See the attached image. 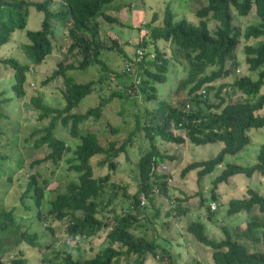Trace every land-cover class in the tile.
<instances>
[{
  "label": "trees",
  "instance_id": "16d2710c",
  "mask_svg": "<svg viewBox=\"0 0 264 264\" xmlns=\"http://www.w3.org/2000/svg\"><path fill=\"white\" fill-rule=\"evenodd\" d=\"M111 1L113 0H59L57 8L52 9L51 0H0V45L9 39L15 28L24 29L28 6H33L42 12V18L38 28H26L23 31L27 41L21 42V48L27 59L32 63H38L51 51L54 21L65 26L68 40L65 48L67 53L79 55L76 63L68 61L62 65L61 61H58L56 67L52 68L43 79L46 81L60 75L63 85L61 96L64 101L61 106L47 105L41 101L39 93L28 97L31 104L39 109L37 119L48 117L43 133L31 140V146L37 147L43 144L46 150L31 163L47 160L57 164L63 154L70 149L62 138L53 134L55 125L60 124L67 128L71 136L78 137V142L70 149L72 157L66 160L67 167L77 172L76 179L68 180L62 189L56 188L54 194L45 200V185L40 184L36 179V172H30L14 204L7 210L0 207V230H5L4 234L7 235L18 226L12 215L16 205L27 210L34 206V217L45 223L48 229H51L52 220H65V235L69 240L89 236L101 226L106 227L105 237L108 243L105 246L85 258L73 259L66 251V263L142 264L148 253L161 257L164 252L167 253V259L172 262L171 253L152 236L136 234L131 230L142 226L141 218L146 221L149 218L140 213L146 208L144 204H139L140 191L153 207L154 216L158 215L159 207L153 204L154 191L150 185H156L157 189L165 185L163 179L165 174L159 172V166L164 160L174 158L165 147H159L155 139L173 143L188 141L194 144L221 141L222 145L212 156L190 160L180 168L181 174L194 169L196 175L201 177L220 163L225 154L237 152L249 141L248 129L264 127V92L259 93L264 78V0H204L194 9L195 21L183 16L173 19V11L166 6L162 11L161 23L153 24L152 21L156 18V13L153 12L151 20L144 23V28L147 30L136 43L142 46L145 52L136 61L128 58L131 64L126 62L129 66L128 70H132L133 78L127 79L121 91L113 90L107 97H101L95 105L88 106L83 111H72L78 101L91 91L93 81H75L65 71L69 68L82 69L88 63L98 60L97 54L101 49L111 48V45L102 44L97 37L98 23L95 19L96 16H101L108 22H119L105 10ZM251 8L258 21L246 24L240 31L239 26L232 22V10L236 15L244 16ZM209 17L217 22L213 30L207 27ZM239 33L244 39L255 40L252 43L244 42L242 52L247 68L256 70V77L252 78L246 73L235 74L230 82L238 92L234 100L229 99L226 93H221V88L227 86V83L220 82L214 90L217 101H207L206 90L212 87L211 82L229 73L226 64L232 57L231 53L238 42ZM158 39L168 41L171 44L172 54L178 51L186 59V74L175 87L186 84L188 86L183 97L178 98L175 105L162 102L153 111L145 101L156 99L157 95L152 83L164 81L168 68V57L156 44ZM0 63L12 68L10 89L13 94L25 96L26 89L23 83L25 72L29 69L27 63H21L13 56H1ZM207 66L210 68L205 71ZM136 69L137 82L134 80ZM122 72L126 75L125 70ZM201 88H204L203 96L199 92ZM112 96L120 99L121 103L130 98L131 105L135 107L132 108L131 113L123 106L120 108V112L127 111L125 113L128 117L133 119L126 135L120 140L108 138L103 143L94 130L81 133L77 127L78 123L89 116L101 119L102 108ZM139 97L141 100H138ZM1 101L4 100L0 99ZM141 101L144 102L143 106ZM188 101H194L195 107L185 109L184 106L188 105L186 103ZM199 102L204 105V111L200 110ZM1 115L3 114L0 112ZM106 123L111 133L121 128L117 124L111 125L108 121ZM177 127L183 131L174 132L173 128ZM139 131L147 139L148 147L136 160L137 189L131 195L130 206L121 213H114L112 222L108 224L102 212L109 205L110 200L100 195L110 173L93 174L90 161L93 156L99 155L96 163L106 165L113 170L116 165L115 157L121 152H126L127 147L133 143L134 135ZM253 172L264 174V132L254 162L248 165L225 162L211 179L210 197L217 198L214 188L218 182L226 181L236 173L250 176ZM116 186L124 188L119 184ZM122 194L125 195L124 192ZM203 199L200 197V204ZM43 201L48 204L45 210L40 208ZM253 206L264 213V195L254 188L246 187L244 195L230 197L227 200L226 212L230 214L240 210L248 211ZM184 209L176 204L165 208L163 212L164 215H170L172 211L179 213ZM203 227V223L197 219L189 221L186 225V230L197 242L210 248L211 260H200L196 264H264V214L259 219H249L245 224L246 231L243 232L245 237L259 243L262 247L259 249L248 250L245 244L225 229L223 237L217 239L210 237ZM253 230L257 232L254 234ZM18 236V239L21 236L31 243L35 234L24 230ZM11 260L17 264L24 262V258Z\"/></svg>",
  "mask_w": 264,
  "mask_h": 264
},
{
  "label": "rangeland",
  "instance_id": "374dc122",
  "mask_svg": "<svg viewBox=\"0 0 264 264\" xmlns=\"http://www.w3.org/2000/svg\"><path fill=\"white\" fill-rule=\"evenodd\" d=\"M204 0H113L105 8L106 12L116 17L118 21H106L101 16H96L98 23V38L102 44L111 45V48H103L97 54L98 60L88 63L84 68H69L66 73L71 75L75 81H93L92 89L85 94L78 103L72 108V111H83L88 106L95 105L101 97H107L113 90L121 91L122 85L132 77V70H125V63L131 62L128 58H135L137 45L140 36L147 30L144 23L151 20L153 12L156 18L153 24H160L162 11L167 6L173 11V19L185 17L188 20L195 21L194 9L201 5ZM59 0H51L50 8H57ZM114 6H117L114 8ZM232 22L239 26L240 31L248 24L258 21L253 8L244 16L236 15L232 10ZM42 12L36 10L33 6H28L26 24L24 29H35L39 27ZM216 21L212 18L207 19V27L213 30ZM24 29L15 28L9 39L0 45L1 56H13L21 63H27L29 69L25 72V81L23 83L26 91L25 96H15L10 89L12 79V68L0 63V207L6 210L14 204L18 197L25 180L30 172H36V179L40 184L45 185V200L54 194L56 188L62 189L68 180L76 179L77 172L67 167L66 161L72 157L70 149L78 142V137L71 136L65 126L55 125L53 134L62 138L70 149L63 154L57 164L49 161L31 163V161L41 156L45 152V145L37 147L31 146V140L43 133V127L47 124L48 117L41 120L37 119L39 109L29 101L30 95L39 93L41 101L49 106H61L63 98L61 89L63 87L60 75L49 80L43 81L52 68H55L58 61L64 65L68 61L76 63L79 57L76 53H67L65 50L68 43L64 24L53 22L52 49L38 63L30 62L25 56L21 42H26ZM114 41L116 44H114ZM252 38L244 39L239 33L238 42L233 47L232 57L229 58L226 66L229 67V73L224 77L216 78L211 82L212 87L206 90L207 101H217L214 90L220 82H226L227 86L221 88V93H226L229 99L234 100L238 95L237 90L230 82L235 74L246 73L252 78L256 77V70H249L244 61L242 45L244 42H254ZM159 48L163 49L168 57V68L165 72V80L153 84L156 93L155 100H147L145 104L154 111L162 102L175 105L178 98H182L188 84L175 87L179 80L186 74V59L180 52L172 54L171 44L168 41L156 40ZM151 49V48H150ZM145 52V51H144ZM142 51L140 49V55ZM231 60V61H230ZM234 61V62H233ZM210 66L205 68L208 71ZM238 68V71H235ZM125 70V74L122 72ZM135 82L138 81L137 69L134 75ZM175 87V88H174ZM264 92L263 83L259 87V93ZM138 100H141L139 97ZM142 103V104H141ZM141 106L144 102L141 101ZM185 109L195 107L194 101L186 102ZM200 110L204 111L201 102L198 103ZM121 106L131 113L134 105H131V99L121 103L120 99L112 96L102 108L103 115L101 119L87 117L77 125L78 130L84 133L87 130H94L101 142H106L108 138L122 139L132 125L130 119L125 113L120 112ZM140 107V105H139ZM111 125H119L121 128L115 133L108 131L106 122ZM178 128V127H177ZM173 128L174 132H182L181 128ZM264 127H257L247 130L249 141L241 149L232 154H225L223 160L217 163L211 171L198 177L194 169L184 174L180 173V168L190 160L205 159L215 154L221 141L206 142L203 144H194L188 141L180 143L163 142L159 138L155 143L159 147H165L166 151L172 153L174 158L164 160L161 163L166 165L167 171H170L169 179L164 177L165 185L158 188L151 184L153 188V204L159 207L158 215L154 216V209L145 200L144 211L147 221L141 218L142 226L132 228L136 234H143L147 237H153L155 241L163 245L172 255V262L167 259V253H162L161 257L147 254L142 264H196L198 261H210V248L197 242L186 230V225L191 220H200L205 233L213 238L224 236V229L233 237L239 239L245 244L248 250L262 248L258 242L244 236L245 224L249 219H259L263 217L256 206L248 211L240 210L228 214L226 212L227 200L230 197H240L245 194L246 187H251L264 195V174L253 172L250 176L242 173L231 175L226 181L218 182L214 191L217 198L210 197L211 179L224 166L225 162H235L248 165L255 160V155L259 144L263 140ZM133 143L127 147L126 152H121L115 157L116 165L110 170L106 165L96 163L99 155L91 158L93 174L102 175L110 173L108 179L104 182L100 196L109 199L110 203L102 212L104 219L108 224L112 222L114 213L123 212L132 202V193L137 189V168L136 160L139 155L148 147V141L142 135L141 131L134 135ZM168 176L165 174V176ZM45 179V181H42ZM123 186L118 187L116 185ZM112 190V191H111ZM125 193V195L122 194ZM139 194V193H138ZM203 197L202 204L199 199ZM179 198V199H178ZM215 203L214 208H210V202ZM178 204L181 212H174L170 215H164V209ZM45 201L41 202L40 208H47ZM12 207V206H11ZM34 206L29 210L15 206L12 212L14 220L18 223L16 228L4 234L5 230H0V264H17L11 259L24 258L22 264H69L65 262L66 251L71 258L90 257L94 251L102 248L108 243L105 237L106 227L101 226L96 232L89 236L77 237L69 240L65 235V220H52L48 229L45 223L34 217ZM211 212V214H209ZM27 230L28 233L34 232L35 236L32 242L18 235L21 231ZM7 232V231H6ZM254 234L256 230L252 231ZM17 236V237H16ZM122 264V263H121Z\"/></svg>",
  "mask_w": 264,
  "mask_h": 264
},
{
  "label": "built area",
  "instance_id": "2783aa9c",
  "mask_svg": "<svg viewBox=\"0 0 264 264\" xmlns=\"http://www.w3.org/2000/svg\"><path fill=\"white\" fill-rule=\"evenodd\" d=\"M140 49H141V51H142V48H141V47H137V53H136L137 56H136V59H135V60H138V59H140V57H141V55H140ZM125 68L128 69V64H126ZM235 71H238V69L236 68ZM199 92H200V93L202 94V96H203L204 88H201V89L199 90ZM160 168H161V169H160L161 171H164L165 165L162 164V165L160 166ZM167 179H169V177H167ZM155 190L157 191L158 189L155 188ZM138 195H139V204H140V205L144 204V203H145V196H144V193H143L142 191H140ZM214 207H215V203H214L213 201H211V202H210V208H214Z\"/></svg>",
  "mask_w": 264,
  "mask_h": 264
},
{
  "label": "clouds",
  "instance_id": "9594fccd",
  "mask_svg": "<svg viewBox=\"0 0 264 264\" xmlns=\"http://www.w3.org/2000/svg\"><path fill=\"white\" fill-rule=\"evenodd\" d=\"M137 47H141V48H142V54H143V53H144V49H143V47H142V46H138V45H137ZM142 54H141V56H142ZM135 55H136V51H135ZM140 58H141V57H140ZM133 60H135V58H133ZM135 61H136V60H135ZM126 64H127V63H125L124 65L126 66ZM128 68H129V66H128ZM237 69H238V68H237ZM125 70L128 71V69H126V68H125ZM163 164H164V163H163ZM164 165H165V164H164ZM160 169H161V168H160V166H159V172H161V173L167 174V172H168V176L166 175L165 178H167V177H169V175H171L170 171H167V169H166V165H165L164 171H161ZM163 179H164V178H163Z\"/></svg>",
  "mask_w": 264,
  "mask_h": 264
},
{
  "label": "water",
  "instance_id": "95a60500",
  "mask_svg": "<svg viewBox=\"0 0 264 264\" xmlns=\"http://www.w3.org/2000/svg\"><path fill=\"white\" fill-rule=\"evenodd\" d=\"M0 263H1V260H0Z\"/></svg>",
  "mask_w": 264,
  "mask_h": 264
}]
</instances>
